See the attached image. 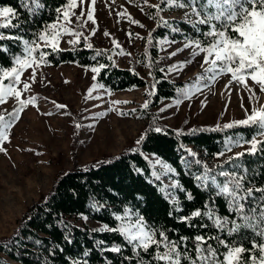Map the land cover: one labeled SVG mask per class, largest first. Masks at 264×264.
<instances>
[{
    "label": "snow or ice",
    "instance_id": "6c2138e0",
    "mask_svg": "<svg viewBox=\"0 0 264 264\" xmlns=\"http://www.w3.org/2000/svg\"><path fill=\"white\" fill-rule=\"evenodd\" d=\"M111 3H115V0H111ZM142 3L154 10L150 18L157 22V27H167L172 32L182 31L180 27H173L169 20L161 15L166 10L174 9L184 10L183 21L191 26V30L184 35L182 46L169 53L170 57H174L189 50L191 57L172 65L168 69L169 72L180 71L185 64H191L193 58L201 57L202 71L191 82L176 89L183 99H190L205 88L211 90V87L223 76H230L225 88H230L235 83L248 92L252 106L250 110L244 109L245 118L231 121L223 126L218 124L210 130L223 131L243 127L255 131L250 138L240 133L226 137L223 150L214 154L217 158L226 157L220 164L209 167L200 159L194 160L201 170L192 173V178L198 188L210 191V200L201 208H196L186 215H178L177 218L188 227L211 229L215 230L216 234H196L193 237L179 236L172 239L166 228L149 223L142 214L131 209H125L123 216L114 214L115 220L120 221L118 226L109 227L105 224L97 231L120 234L127 245L131 246L136 264H264V186L257 187L252 184L249 179L250 170L243 160L245 155L256 156L264 153V104H259L260 96L257 95V86L259 92L264 94V0H159L156 4L142 0ZM95 5L96 0H65V3L55 9V19L43 23L39 29L32 31L28 38L24 35L11 34L10 31L6 34L5 30L20 28V24L15 22L19 19V13L15 7L0 5V42H15L20 47V51L10 57V65L5 66L0 63V105L6 104L9 98L16 101L12 111L0 112V152L6 153L3 145L5 142H10V131L20 120L25 108L36 104L38 99L36 96L22 97L36 82L38 69L49 62L48 57L51 54L67 50L61 48V41L65 37H71L67 43L73 51L81 40L84 41L85 48H93L89 40L97 29L93 27L88 35L84 34V29L89 22L96 24ZM23 7L35 16L45 5L41 0H25ZM77 9L80 10L78 15ZM143 10L141 7V11ZM116 15L126 16L132 24L144 27L139 20L133 19L126 9L118 11ZM73 18L76 21L75 26H73ZM104 34L110 35L107 32ZM146 39L151 45L152 31H149ZM112 43L115 49L120 50L118 54H125L118 41L113 39ZM158 43L163 50L164 46L170 47L176 41L164 38ZM8 51L9 48L0 44V52ZM103 54L100 50L96 51L97 56ZM108 59L112 60V56L109 55ZM151 64L150 60L148 66L151 67ZM108 66V64L91 66L89 70L93 73L92 79L96 80L101 70ZM28 69H31V76L22 80ZM132 71L138 74L134 69ZM155 87L153 83L151 89L147 91L149 97L155 95ZM97 88H104V85L93 84L89 89V96ZM181 102L179 97L174 101L176 105ZM112 103L126 102L112 101ZM149 104L150 100H146L142 105L143 109H148ZM56 107L64 109L66 106L57 104ZM241 107L243 108V103ZM164 110L160 109L161 112ZM81 126L79 123L76 124L78 128ZM151 130L156 133L163 131L161 127ZM205 130L208 129H192L190 134ZM183 134L177 132L178 136ZM143 139L142 136L136 143L139 145ZM236 148H242L243 151L233 152ZM187 151L189 156L197 157V153L190 149ZM229 153L231 155H228ZM155 163L162 165L163 168L162 173L153 172L156 180H160L161 175L176 171L159 157L156 158ZM183 163L186 168L191 169L192 162L184 160ZM249 184L251 186H248ZM159 190L172 204L175 213L184 212L181 201L176 195L177 191L182 193L187 201L194 199L193 193L185 189L179 180L173 179L170 184L164 185ZM215 197L225 199L227 211L232 214L231 218L218 212ZM172 214L173 212L168 213L169 216ZM197 220L201 222L197 224ZM190 240L191 247H189ZM99 243L103 244V241ZM245 244L251 246L245 247ZM105 250L121 253L123 248L121 245L113 244ZM142 254H147L149 259L145 260ZM84 255H87V252Z\"/></svg>",
    "mask_w": 264,
    "mask_h": 264
},
{
    "label": "trees",
    "instance_id": "16d2710c",
    "mask_svg": "<svg viewBox=\"0 0 264 264\" xmlns=\"http://www.w3.org/2000/svg\"><path fill=\"white\" fill-rule=\"evenodd\" d=\"M24 2L25 0H0V5L15 7L19 13V19L15 22L20 24V28L5 30L6 34L10 31L11 34L28 38L32 31L39 29L43 23L55 19V9L65 3V0H41L45 7L38 10V15L35 16L23 7ZM161 15L164 16L163 13ZM164 17L173 27H180L182 31L172 32L170 28L157 27V22L155 23L151 29L153 42L149 44L148 60L152 62L149 79L135 69L138 74H134L131 67L115 63L113 57L109 60L108 56H112L111 48L92 43L93 48L88 49L84 47L83 40L75 51L68 46L63 48L67 49L66 51L51 54L48 63H76L86 67L108 64L96 78L104 87L111 90H131L138 87L151 89V85L155 83V95L149 97L146 93L153 106L165 99H175L180 95L176 89L185 86L187 80H176L168 76L164 65L157 59L158 39L168 35L184 38L191 26L185 24L183 19L166 15ZM0 44L9 48L8 52H0V63L8 66L10 57L19 52L20 47L10 41H2ZM97 50L104 54L97 56ZM148 116L151 122L145 128L144 139L139 145L134 143L96 162L75 166L61 173L49 191L26 209L16 229L10 235L0 237V264H83L85 261L87 264H136L131 246L127 245L120 234L97 231L105 224L109 227L118 226L120 221L115 220L114 214L123 216L125 209L139 212L149 223L166 228L172 239L179 236L193 237L196 234H216L215 230L188 227L177 218L178 215H186L196 208H201L210 200V191L198 188L192 178V173L201 169L196 164L190 170L186 168L182 151L194 147L201 155L200 160L212 161L209 166L212 167L226 158L221 159L222 157L217 158L214 155L223 150L226 137L240 133L250 138L255 129L240 127L212 131L210 129L216 126L200 124L180 129L160 122L152 113H148ZM155 127H161L163 131L156 133L151 130ZM192 129L208 130L190 134ZM177 132L184 134L178 136ZM151 156L159 157L171 165L176 171L167 176L179 180L185 189L193 193L194 199L187 201L184 195L177 191L183 213H175L172 204L161 194L159 189L163 185L153 176L156 166ZM243 160L250 170L249 179L252 184L257 187L264 186V153L256 156L245 155ZM253 177L255 178L252 179ZM215 200L218 212L231 218L232 214L227 211L225 199L215 197ZM169 212L173 214L169 216ZM200 222L196 221L197 224ZM100 241H103V244H100ZM113 244L121 245L123 251L112 253L105 250ZM191 246L190 240L189 247ZM250 246L245 244V247ZM86 252L87 255H84ZM142 255L145 260L149 259L147 254Z\"/></svg>",
    "mask_w": 264,
    "mask_h": 264
},
{
    "label": "rangeland",
    "instance_id": "374dc122",
    "mask_svg": "<svg viewBox=\"0 0 264 264\" xmlns=\"http://www.w3.org/2000/svg\"><path fill=\"white\" fill-rule=\"evenodd\" d=\"M149 2L156 4L157 0ZM125 9L144 27L132 24L126 16L116 15ZM76 11L78 15L80 10ZM183 11L174 9L163 12V15L183 19ZM152 14V9L143 5L142 0H115V3L96 0V24L89 22L84 34L88 35L95 27L96 33L90 36L89 42L111 48L115 63L131 67L149 79L150 48L146 38L156 23L150 18ZM75 24L73 18V26ZM105 32L110 35L105 36ZM70 38L65 37L61 41V48L70 46L67 43ZM164 38L174 39L176 43L170 47L164 46L163 50L158 43V61L164 65L168 76L187 80L188 84L202 71L201 57L193 58V62L185 64L180 71L169 72L172 65L191 57L189 50L170 57V52L182 46L183 38L168 35L158 41ZM113 39L119 42L125 54H118L120 50L114 48ZM89 69L76 63H47L38 69L31 90L24 93L22 98L36 96L38 99L35 105L25 108L20 120L11 129L10 142L3 145L6 153L0 152V237L10 235L16 229L26 209L49 191L61 173L75 166L96 162L136 143L151 122L148 113L155 115L160 122L184 129L199 124L224 125L244 119V109L250 110L252 106L248 92L242 86L233 83L230 88H225L230 76H223L211 90L205 88L190 99H183L179 95L182 100L179 105L174 103L177 97L165 99L156 106L150 103L148 109H143L142 105L148 100V87L131 90L97 88L89 96L93 84H100L97 79H92L93 73ZM30 76L31 69H28L22 80ZM257 95L260 96L259 104H264V94L259 92L258 86ZM112 101L126 103L113 104ZM57 104L66 107L59 109ZM15 106L16 101L9 98L6 104L0 105V112H10ZM162 108L165 109L163 112L160 111ZM77 123L82 126L76 127ZM240 149L236 148L233 152ZM190 150L197 153V157L189 156L185 150L182 151V159L192 162V167L194 160L201 159V155L192 146ZM151 158H154L156 166L154 172L162 173V165L155 163L157 157ZM204 162L209 166L213 163L208 159H204ZM172 180L167 175L160 177L163 186Z\"/></svg>",
    "mask_w": 264,
    "mask_h": 264
}]
</instances>
